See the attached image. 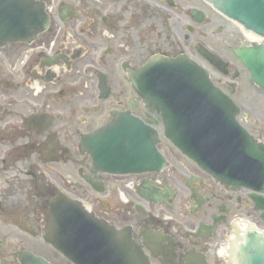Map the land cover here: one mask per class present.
I'll use <instances>...</instances> for the list:
<instances>
[{
  "label": "flooded vegetation",
  "instance_id": "1",
  "mask_svg": "<svg viewBox=\"0 0 264 264\" xmlns=\"http://www.w3.org/2000/svg\"><path fill=\"white\" fill-rule=\"evenodd\" d=\"M219 1L9 0L29 21L22 39L0 37V264H76L45 238L55 216L53 238L78 262L252 264L264 254V188L222 184L169 140L164 170L127 175L98 168L82 145L124 113L163 130L134 82L152 59L187 55L264 150V87L243 58L264 82V37Z\"/></svg>",
  "mask_w": 264,
  "mask_h": 264
},
{
  "label": "water",
  "instance_id": "2",
  "mask_svg": "<svg viewBox=\"0 0 264 264\" xmlns=\"http://www.w3.org/2000/svg\"><path fill=\"white\" fill-rule=\"evenodd\" d=\"M224 5L229 15L239 16L246 26L254 25L264 35V0H224ZM8 9L6 0H0V24L4 23L2 17L10 16ZM18 16L21 24L27 22L24 13ZM151 69L149 80L135 88L146 105L163 115L165 137L196 162L212 166L215 150H220L223 159L222 149L231 146V138L245 136L236 123L235 104L213 86L198 64L177 58L154 61L144 68ZM85 140L98 166L114 173L148 172L164 164L156 148L160 142L158 131L131 117H116L114 123ZM226 170L219 172L227 175ZM213 173L216 175L217 169ZM55 217L57 228L59 218ZM259 261L264 264V254Z\"/></svg>",
  "mask_w": 264,
  "mask_h": 264
},
{
  "label": "rangeland",
  "instance_id": "3",
  "mask_svg": "<svg viewBox=\"0 0 264 264\" xmlns=\"http://www.w3.org/2000/svg\"><path fill=\"white\" fill-rule=\"evenodd\" d=\"M163 137V136H162Z\"/></svg>",
  "mask_w": 264,
  "mask_h": 264
}]
</instances>
